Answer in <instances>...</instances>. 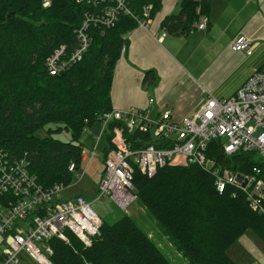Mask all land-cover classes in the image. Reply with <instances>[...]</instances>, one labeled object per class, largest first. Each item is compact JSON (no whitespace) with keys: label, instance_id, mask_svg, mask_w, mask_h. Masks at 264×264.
I'll use <instances>...</instances> for the list:
<instances>
[{"label":"trees","instance_id":"1","mask_svg":"<svg viewBox=\"0 0 264 264\" xmlns=\"http://www.w3.org/2000/svg\"><path fill=\"white\" fill-rule=\"evenodd\" d=\"M136 1V2H134ZM152 3L150 16L161 8V0H132L131 6ZM209 0H179L177 13L161 22L164 31L188 35L207 13ZM85 4L75 0H0V150L10 160H22L44 188L68 186L73 172L82 165V131L112 110L111 83L123 35L138 26L129 15L120 16L103 34L88 29L91 41L81 60L57 75L45 67L46 58L59 46L70 52L77 45ZM158 81L154 69L143 71L142 83L153 87ZM111 121L104 133L103 158L111 148ZM46 127V135L37 132ZM65 129L69 141L51 134ZM148 140L145 134H125ZM220 139L209 142L206 156L222 172L246 175L253 167L260 171L264 191V160L255 152L226 155ZM159 146V145H157ZM210 171L196 163L164 165L148 177L135 170L136 203L151 217L160 232L189 264H236L228 247L246 231L264 244V211H252L245 193L231 185L219 192ZM264 209V200L262 201ZM69 243L52 237L53 264H172L154 240L130 216L123 214L112 223L101 221L91 245L85 247L68 230Z\"/></svg>","mask_w":264,"mask_h":264},{"label":"built area","instance_id":"2","mask_svg":"<svg viewBox=\"0 0 264 264\" xmlns=\"http://www.w3.org/2000/svg\"><path fill=\"white\" fill-rule=\"evenodd\" d=\"M75 2L87 6L80 26L75 30L77 45L70 52L61 45L46 58L45 67L51 75L66 71L81 60L91 41L88 32L91 26L103 34L123 15L131 16L141 27H146L152 18V3L140 4V11H137V6H131L132 0ZM49 4V0H43V6ZM206 25V20L200 19L195 28L204 29ZM165 34L163 31L159 38ZM122 37L127 40V34ZM252 47L242 33L231 43L233 51L247 55L252 53ZM126 49L127 44L123 43L121 52ZM153 101V98L148 99L149 104ZM98 120L101 128L95 145L81 152L86 166L97 156V143L109 123L115 120L120 124L112 130L111 148L103 158L104 170L95 200L108 196L118 208L126 210L137 198L133 184L135 170L151 177L166 164L196 163L211 172L219 192L231 185L245 193L252 211H264L263 180L258 176L257 167L246 175L226 169L220 172L214 160L206 156L209 142L220 139L219 145L226 155L255 152L264 160V64L252 72L232 96L215 98L207 93L206 100L197 110L179 119L174 118L170 110L153 113L149 108H127L112 109ZM126 133L145 134L148 140L135 138L133 142L138 146L132 148ZM86 166L81 174L75 172L74 163H70L68 169L80 180ZM66 187L60 183L44 188L27 170L24 161L10 160L7 153L0 150V264H19L21 253L38 264H53L49 240L57 237L69 243L66 230L85 247L91 245L101 219L92 209V201L85 196L77 194L61 199Z\"/></svg>","mask_w":264,"mask_h":264},{"label":"crops","instance_id":"3","mask_svg":"<svg viewBox=\"0 0 264 264\" xmlns=\"http://www.w3.org/2000/svg\"><path fill=\"white\" fill-rule=\"evenodd\" d=\"M178 10L179 0H161V8L149 24L127 34V49L113 72L112 109L149 108L153 113L170 110L179 119L197 110L207 93L226 98L216 93L226 82V75L240 74L227 92L233 95L264 64V0H209L207 13L199 18L206 20L204 29L195 28L185 36L165 31L159 38L164 31L162 20ZM239 33L252 44L250 55L231 49ZM147 69L157 73L153 87L142 83ZM149 98L154 99L152 104ZM261 254L259 263H264V250Z\"/></svg>","mask_w":264,"mask_h":264},{"label":"rangeland","instance_id":"4","mask_svg":"<svg viewBox=\"0 0 264 264\" xmlns=\"http://www.w3.org/2000/svg\"><path fill=\"white\" fill-rule=\"evenodd\" d=\"M235 72L232 75H226V82L216 91L217 97H230L231 94L227 92L231 89L232 81L238 80L240 74ZM210 92V90H208ZM100 121H96L91 127L83 129L80 141L86 150L91 149L96 142V138L100 134ZM40 136L46 135V127L37 132ZM54 138L62 141H69L71 139V132L62 129L55 131L51 134ZM105 146V136H100L97 143V156L92 158L88 165L87 162H82L80 170L77 174H81L86 166L84 174L78 180L76 174L73 175L72 182L63 190L61 199H68L74 195L81 194L89 201H92V209L99 215L101 221L112 223L123 214L130 216L159 246L161 251L166 255L172 264H189V262L179 253L174 246L170 243L168 238L163 235L154 220L149 217L144 210L137 205L136 201L131 204L126 210L118 208L108 196L101 199H96V189L102 177L104 164L102 148ZM95 200V201H93ZM261 250H264V245L260 239L251 231H246L241 237L235 240L227 249L228 255L233 259L236 264H255L259 263V256ZM21 260L19 264H38L30 259L25 253L20 254Z\"/></svg>","mask_w":264,"mask_h":264},{"label":"bare ground","instance_id":"5","mask_svg":"<svg viewBox=\"0 0 264 264\" xmlns=\"http://www.w3.org/2000/svg\"><path fill=\"white\" fill-rule=\"evenodd\" d=\"M50 1V0H49ZM134 2H136V1H134ZM122 17V16H121ZM131 17V16H130ZM119 20V19H118ZM99 31V30H98ZM91 36V35H90ZM128 134V133H127ZM48 188V187H47Z\"/></svg>","mask_w":264,"mask_h":264},{"label":"water","instance_id":"6","mask_svg":"<svg viewBox=\"0 0 264 264\" xmlns=\"http://www.w3.org/2000/svg\"><path fill=\"white\" fill-rule=\"evenodd\" d=\"M239 178L241 177V176H238Z\"/></svg>","mask_w":264,"mask_h":264}]
</instances>
